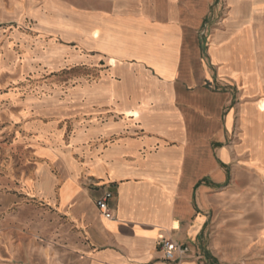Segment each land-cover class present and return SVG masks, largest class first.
<instances>
[{
    "label": "crops",
    "instance_id": "0c3cea01",
    "mask_svg": "<svg viewBox=\"0 0 264 264\" xmlns=\"http://www.w3.org/2000/svg\"><path fill=\"white\" fill-rule=\"evenodd\" d=\"M25 14L84 74L29 126L43 161L0 172V264H264V0H0V45Z\"/></svg>",
    "mask_w": 264,
    "mask_h": 264
},
{
    "label": "rangeland",
    "instance_id": "374dc122",
    "mask_svg": "<svg viewBox=\"0 0 264 264\" xmlns=\"http://www.w3.org/2000/svg\"><path fill=\"white\" fill-rule=\"evenodd\" d=\"M9 30L6 43L0 45V49L6 51V66L0 74V172L18 176L22 166L25 174H30L37 162L43 161L39 156L41 143L36 141L37 135L29 126L54 119L39 112L54 104L53 90L57 85L84 71L69 63L52 71L29 51L31 45L43 37L35 18L25 14L16 19ZM17 208L16 204L10 205L7 213H16ZM10 261L25 264V255Z\"/></svg>",
    "mask_w": 264,
    "mask_h": 264
},
{
    "label": "built area",
    "instance_id": "2783aa9c",
    "mask_svg": "<svg viewBox=\"0 0 264 264\" xmlns=\"http://www.w3.org/2000/svg\"><path fill=\"white\" fill-rule=\"evenodd\" d=\"M113 196L111 191H106L101 197L96 200V204L104 216L111 218L113 216L110 200ZM161 247L164 257L169 260H174L176 255H186L189 252V247L177 244L170 239H164L161 242Z\"/></svg>",
    "mask_w": 264,
    "mask_h": 264
}]
</instances>
